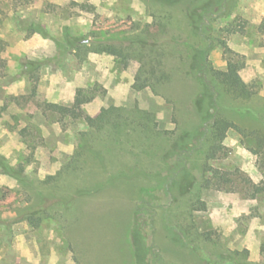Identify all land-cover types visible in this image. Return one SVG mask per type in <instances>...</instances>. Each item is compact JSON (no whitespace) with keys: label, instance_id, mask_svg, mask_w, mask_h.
I'll return each instance as SVG.
<instances>
[{"label":"rangeland","instance_id":"374dc122","mask_svg":"<svg viewBox=\"0 0 264 264\" xmlns=\"http://www.w3.org/2000/svg\"><path fill=\"white\" fill-rule=\"evenodd\" d=\"M200 1L0 0V158L13 169L0 164V264H135V217L150 264H264V143L252 151L264 139V0H222L194 29ZM137 36L127 60L95 50ZM205 38L211 68L242 60L256 89L217 97L243 131L227 130L210 159L187 73ZM149 59L153 78L136 89ZM77 89L90 97L79 115L58 113ZM186 171L195 180L180 193ZM180 228L206 237L176 242Z\"/></svg>","mask_w":264,"mask_h":264},{"label":"trees","instance_id":"16d2710c","mask_svg":"<svg viewBox=\"0 0 264 264\" xmlns=\"http://www.w3.org/2000/svg\"><path fill=\"white\" fill-rule=\"evenodd\" d=\"M222 0H201L198 7L195 8L196 19L193 17V14H190L192 21L194 20V25L192 27L195 29L199 24V20L204 18V15L209 12H214L220 5ZM192 23V22H191ZM260 29L264 30V23L261 24ZM196 30H194L195 32ZM197 32V31H196ZM145 39L142 36H137L135 39H131L127 50H124L121 46L102 43L95 48L96 51L106 52L122 59L128 58V52L126 51H136V45H141ZM224 48L228 51L225 41L221 42ZM211 44L209 38H205V43L201 47L194 49V52L191 55V59L188 65L187 73L194 77L200 85V91L194 96V104L198 112H200L201 121L200 127L196 130V136L204 135V133L209 132L208 145L206 148V157L214 158L218 153L224 149L222 144L223 139L226 136V132L229 129H235L237 131H243L237 124L225 120L220 117L217 112V97L223 93L233 99H248L255 94L256 89L253 84L246 83L242 80L239 74V70L243 66L242 60L229 59L226 63V66L222 70H215L211 68L208 63V52L210 50ZM152 60L149 59V62L141 61L140 66L136 72L133 87L136 89H142L147 86L148 82L153 78L154 73V64L151 63ZM147 65L150 68H147ZM155 69V68H154ZM164 76V74H162ZM37 86L36 79L33 81L32 90H35ZM90 100L89 96L83 94L82 89H77L74 96V101L71 106H64L60 104L55 105V109L58 113L63 116H73L77 117L80 113V107L83 103ZM105 111L98 115V118H104ZM206 124V125H205ZM183 137V136H182ZM264 139H260L259 148L253 149L254 153L260 150L263 146ZM0 164L4 167L5 171L12 173L13 169L5 162V160L0 158ZM209 167V166H208ZM211 173L216 177L220 182H231L229 175L226 171H222L219 168H210ZM17 176V174H15ZM195 174L191 171H186L177 181H174V186L176 189H179L180 193L186 191V189L194 182ZM249 181V180H248ZM194 205V203H193ZM200 209V208H198ZM142 223L139 221L138 217L134 219V225L132 229V244H133V256L135 264H150L146 260L145 250L147 243V236L142 232ZM194 238H199L200 236H205V233H202L198 230H193L191 233L185 229H179V234H174L172 239L176 242H180L181 238L179 235L185 234ZM209 239V238H207ZM196 264V263H193Z\"/></svg>","mask_w":264,"mask_h":264}]
</instances>
